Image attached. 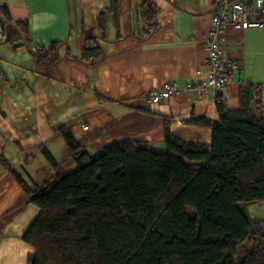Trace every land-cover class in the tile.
I'll list each match as a JSON object with an SVG mask.
<instances>
[{
  "label": "crops",
  "instance_id": "1",
  "mask_svg": "<svg viewBox=\"0 0 264 264\" xmlns=\"http://www.w3.org/2000/svg\"><path fill=\"white\" fill-rule=\"evenodd\" d=\"M156 7L150 28L141 0H0V264H26L33 248L21 235L38 213L10 169L30 188L54 175L45 148L64 172L76 168L61 128L89 154L119 141L167 150L165 128L185 141L208 143L210 126L239 106L242 84L260 86L264 114V27L224 30V58L238 69L219 91L194 88L146 104L143 95L165 80L184 86L205 75V40L216 0H150ZM250 1V0H242ZM26 21L30 42L3 40L8 21ZM102 50L97 61L82 59L83 36ZM57 59L40 65L31 53L50 45ZM254 103V102H253ZM255 108V106H254ZM86 125L87 128H83Z\"/></svg>",
  "mask_w": 264,
  "mask_h": 264
},
{
  "label": "trees",
  "instance_id": "2",
  "mask_svg": "<svg viewBox=\"0 0 264 264\" xmlns=\"http://www.w3.org/2000/svg\"><path fill=\"white\" fill-rule=\"evenodd\" d=\"M3 40L29 44L26 21H11ZM152 28L156 7L141 0ZM58 43L31 50L46 66ZM102 50L83 36L82 59L97 61ZM260 86L242 84L239 106L215 99L218 119L208 143L185 141L165 128L166 151L140 141L111 142L93 154L65 128L76 168L64 172L42 148L54 175L30 188L10 169L38 213L21 238L33 248L26 264H264V219L251 218L246 204L264 200V114L255 95ZM254 102V103H253ZM255 106V108H254ZM243 242L237 263L236 248Z\"/></svg>",
  "mask_w": 264,
  "mask_h": 264
},
{
  "label": "built area",
  "instance_id": "3",
  "mask_svg": "<svg viewBox=\"0 0 264 264\" xmlns=\"http://www.w3.org/2000/svg\"><path fill=\"white\" fill-rule=\"evenodd\" d=\"M264 27V0H216L210 12L205 40V75L195 85L187 83L184 86L174 81L165 80L152 87L143 95V100L150 105L167 99L179 90L194 88L204 95L207 90L219 91L230 80L231 73L238 65L222 55L225 42L224 30L227 28L243 30L247 28ZM83 128H87L83 125Z\"/></svg>",
  "mask_w": 264,
  "mask_h": 264
},
{
  "label": "rangeland",
  "instance_id": "4",
  "mask_svg": "<svg viewBox=\"0 0 264 264\" xmlns=\"http://www.w3.org/2000/svg\"><path fill=\"white\" fill-rule=\"evenodd\" d=\"M246 209L251 218L264 219V200H251L246 204ZM248 245L247 242H243L236 248L235 259L238 263L242 258V249Z\"/></svg>",
  "mask_w": 264,
  "mask_h": 264
}]
</instances>
